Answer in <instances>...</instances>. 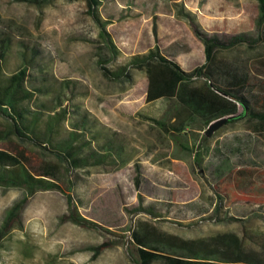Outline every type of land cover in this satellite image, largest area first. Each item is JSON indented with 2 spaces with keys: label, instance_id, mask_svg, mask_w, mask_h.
I'll list each match as a JSON object with an SVG mask.
<instances>
[{
  "label": "rangeland",
  "instance_id": "obj_1",
  "mask_svg": "<svg viewBox=\"0 0 264 264\" xmlns=\"http://www.w3.org/2000/svg\"><path fill=\"white\" fill-rule=\"evenodd\" d=\"M100 14L109 22L118 64L156 46L170 53L179 44L184 71L202 66L204 46L193 22L212 36L264 34L257 0H105ZM100 31L83 0L42 6L0 0V58L9 42L15 51L26 43L40 46L50 73L75 86L65 106L76 102L123 135L131 157L68 174L70 190L0 187V264H137L131 236L141 223L185 240L236 238L264 257V123L245 117L207 137L204 122L182 116L177 102H147L146 72L106 77L113 64ZM216 56L256 77L247 89L231 90L234 96L251 106L264 102V42ZM20 64L13 55L7 68ZM204 83L198 79L195 86ZM148 118L181 129L164 132ZM24 147L33 159H49ZM69 197L95 225L70 220Z\"/></svg>",
  "mask_w": 264,
  "mask_h": 264
},
{
  "label": "trees",
  "instance_id": "obj_2",
  "mask_svg": "<svg viewBox=\"0 0 264 264\" xmlns=\"http://www.w3.org/2000/svg\"><path fill=\"white\" fill-rule=\"evenodd\" d=\"M34 5L51 4L52 0H16ZM79 1V0H69ZM87 14L101 28L100 37L105 43L113 64L106 77L114 80L130 78L133 70L144 71L149 85L147 102L168 100L179 104L182 116L201 119L206 128L213 122L228 117L226 124L249 117L264 123V102L251 106L244 98L234 96L231 90L247 89L256 79L248 69L217 58L218 52L232 50L237 46H256L264 42V34L251 36L238 34L218 37L202 33L197 22L194 32L203 43L205 63L193 71H184L177 60L179 44L170 53L154 47L145 54L132 56L123 64L115 63L118 50L106 31L100 7L105 0H83ZM259 5V24H264V0ZM9 42L0 58V187L26 188L35 191L71 189L68 177L72 172L109 164H126L130 161L126 138L107 129L98 120L86 114L76 102L70 106L75 86L61 81L50 73L44 54L36 44H22L14 50ZM16 55L21 64L11 71L7 62ZM198 79L205 80L195 86ZM243 107V112L240 111ZM148 120L164 132L170 128L157 119ZM182 126V125H181ZM180 126V127H181ZM3 145L6 147H3ZM24 145L41 150L49 159H33ZM70 220L80 226L95 225L82 218L72 197H69ZM17 208L12 209L11 220ZM9 223V222H7ZM132 245L137 264H264V257L243 247L242 241L232 239L185 240L161 232L141 223L132 231Z\"/></svg>",
  "mask_w": 264,
  "mask_h": 264
},
{
  "label": "water",
  "instance_id": "obj_3",
  "mask_svg": "<svg viewBox=\"0 0 264 264\" xmlns=\"http://www.w3.org/2000/svg\"><path fill=\"white\" fill-rule=\"evenodd\" d=\"M228 121V117L221 118L215 122H213L208 129L206 130V136L211 137L214 133H216L219 129H221Z\"/></svg>",
  "mask_w": 264,
  "mask_h": 264
},
{
  "label": "crops",
  "instance_id": "obj_4",
  "mask_svg": "<svg viewBox=\"0 0 264 264\" xmlns=\"http://www.w3.org/2000/svg\"><path fill=\"white\" fill-rule=\"evenodd\" d=\"M180 63V62H179Z\"/></svg>",
  "mask_w": 264,
  "mask_h": 264
}]
</instances>
